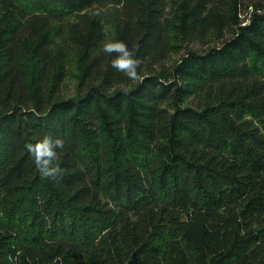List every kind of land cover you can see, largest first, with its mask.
Here are the masks:
<instances>
[{
	"label": "trees",
	"instance_id": "1",
	"mask_svg": "<svg viewBox=\"0 0 264 264\" xmlns=\"http://www.w3.org/2000/svg\"><path fill=\"white\" fill-rule=\"evenodd\" d=\"M0 264H264V0H0Z\"/></svg>",
	"mask_w": 264,
	"mask_h": 264
},
{
	"label": "clouds",
	"instance_id": "2",
	"mask_svg": "<svg viewBox=\"0 0 264 264\" xmlns=\"http://www.w3.org/2000/svg\"><path fill=\"white\" fill-rule=\"evenodd\" d=\"M107 8L96 11V15L104 14ZM102 51L108 56H113L111 67L117 72L123 73L128 80L140 79V68L142 61L136 55L135 47L129 48L122 40H108L103 43ZM127 94L130 89H123ZM26 151L32 156L36 169L43 178L57 179L61 176L63 169L60 166V157L65 150V142L62 138L52 139L45 136L36 143H27Z\"/></svg>",
	"mask_w": 264,
	"mask_h": 264
},
{
	"label": "rangeland",
	"instance_id": "3",
	"mask_svg": "<svg viewBox=\"0 0 264 264\" xmlns=\"http://www.w3.org/2000/svg\"><path fill=\"white\" fill-rule=\"evenodd\" d=\"M201 48H205L203 46H201ZM199 48V49H201ZM176 57H178V54H172L169 60H166L163 64L164 65H168L170 63L171 60L175 59ZM69 68V67H68ZM81 72L80 69L77 68V66H75V64H73L69 69H68V76L66 78V85L63 88V91L66 95H72L74 94V92L76 91V87L78 84V78L80 77Z\"/></svg>",
	"mask_w": 264,
	"mask_h": 264
}]
</instances>
